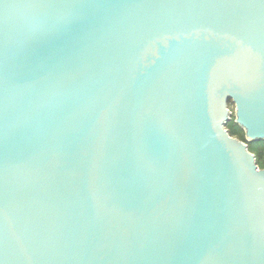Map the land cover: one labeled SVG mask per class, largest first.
<instances>
[{"label":"water","instance_id":"95a60500","mask_svg":"<svg viewBox=\"0 0 264 264\" xmlns=\"http://www.w3.org/2000/svg\"><path fill=\"white\" fill-rule=\"evenodd\" d=\"M259 142L264 0H0V264H264Z\"/></svg>","mask_w":264,"mask_h":264},{"label":"trees","instance_id":"16d2710c","mask_svg":"<svg viewBox=\"0 0 264 264\" xmlns=\"http://www.w3.org/2000/svg\"><path fill=\"white\" fill-rule=\"evenodd\" d=\"M235 118H232L231 121L228 123V130L234 138L238 139L239 141L245 142V133L243 130L239 128V126L235 125L234 123ZM249 151L257 158L258 166L261 169H264V142L248 144Z\"/></svg>","mask_w":264,"mask_h":264},{"label":"rangeland","instance_id":"374dc122","mask_svg":"<svg viewBox=\"0 0 264 264\" xmlns=\"http://www.w3.org/2000/svg\"><path fill=\"white\" fill-rule=\"evenodd\" d=\"M229 108H230V110H231V112H232V118H234V116H235V112H236V108H234L233 105H229Z\"/></svg>","mask_w":264,"mask_h":264}]
</instances>
